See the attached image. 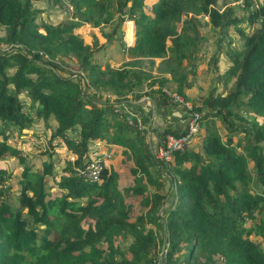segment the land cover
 <instances>
[{
	"label": "trees",
	"instance_id": "obj_1",
	"mask_svg": "<svg viewBox=\"0 0 264 264\" xmlns=\"http://www.w3.org/2000/svg\"><path fill=\"white\" fill-rule=\"evenodd\" d=\"M37 1L0 0V264H264V0H244L241 18L226 0L43 1L67 15L57 23L37 19ZM125 21L134 26L133 44L121 43L129 60L94 61L96 39L84 44L78 28L109 25L100 32L109 41ZM203 26L218 50L230 30L240 47L224 51L223 89L192 103L199 142L162 167L141 129L111 106L143 85L176 104L163 92L168 81L186 99ZM34 118L55 121L51 146L67 158L59 174L48 161L32 170L16 146ZM96 143L101 153L119 147L131 183L118 186L110 159L98 181L78 172ZM6 158L22 165L16 208L5 199Z\"/></svg>",
	"mask_w": 264,
	"mask_h": 264
},
{
	"label": "rangeland",
	"instance_id": "obj_2",
	"mask_svg": "<svg viewBox=\"0 0 264 264\" xmlns=\"http://www.w3.org/2000/svg\"><path fill=\"white\" fill-rule=\"evenodd\" d=\"M45 0H40L36 2V5L38 8L43 7V12L44 14H38L37 19L38 20H42V19H46V17L48 16L49 13L54 14V10L56 8H50L48 10H45V7L49 6V3L43 2ZM155 0H147V4L154 2ZM227 5L234 7V13L236 16L241 18V14L243 11V6L242 4H244V0H226ZM254 3V2H253ZM246 5V4H245ZM251 8V6L249 7ZM49 19V18H48ZM51 20L53 22H58V18H56L54 15L51 17ZM132 21H125L121 28L119 29V31L114 35V37L112 39H110L108 41V43H110L112 41V43H114L115 45H119V43H122L123 46L125 44H129L128 41V37L131 33V29L128 25V23H131ZM246 21H242L239 23L240 27H244L245 31L247 32V30L249 31V28L246 26ZM84 25L81 27V33L82 35H85V33L87 32L84 29ZM101 33L103 32H109L111 31V27L109 25L107 26H103L100 28L99 30ZM200 32L203 33L204 35V39L201 41L200 48H198V51L196 52L195 55V62H194V66L192 69L196 70V65H201L202 67L200 68H204V72H207L208 74H211L212 76H214V78L212 77V81L214 79H216V83L217 84H221V87H218V90L222 88L223 84H222V80L221 77L222 75H224L223 73H225V68L227 65H229L228 60L225 58V56H223L224 54L222 53V51L224 52L228 46L229 48H233V49H237L240 47V39L237 37V35L235 34V32L233 30H230L229 32V36L227 38H224L221 43H220V47H221V51L217 49V39L219 38L217 35H214L211 30L209 29L208 26H203L202 28H200ZM124 34L126 35L127 41L124 38ZM82 38V37H81ZM122 38V42L119 41ZM211 52L212 55H211ZM216 53L217 57L219 58L216 61H212V57L213 54ZM220 53H222L223 55H220ZM211 55V59L210 56ZM209 56V57H208ZM210 59V60H209ZM219 66L222 68V71H219ZM200 69H198L199 71ZM211 71V72H210ZM200 72V71H199ZM198 74V73H197ZM200 74V73H199ZM213 84H215V80L212 82ZM230 84L228 83L226 86H229ZM224 87V86H223ZM167 89V88H165ZM223 89V88H222ZM27 106V104H26ZM181 106V105H180ZM243 116L248 120L250 119V116H248L247 114H243ZM48 122L45 123L40 119L34 118L33 122L31 124V128H29L25 133H26V137H24L23 135L20 137L18 136L17 138V148L20 149L21 152V156L25 157V160L27 162V164L29 166L32 167V170H36L39 169L42 166V160H44L46 163L47 161L50 163H55V165L53 166V172L55 174H59L61 172L62 169V164L65 163L66 159H60L61 156H63V152L61 150V148H59L58 150L59 153H54L55 149L51 146L54 145L56 142L55 139L52 140L50 138V133L53 131L52 129V121L51 118L47 120ZM49 126V127H48ZM202 127H200V130L198 131L199 133L201 132ZM199 134L197 136H195V138H193L190 143L188 144L189 147H192L194 144H197L199 142ZM13 143H15V140H12ZM100 147V146H99ZM91 148H95L94 146H91ZM97 148V147H96ZM117 151L113 152L109 150V156H110V162L108 163V167H110L111 165L114 166V168H117L116 170L119 172L118 177H117V184L120 188L124 187L125 185H128L130 182V177L127 175L126 172V168L124 166L121 165V160L123 159L122 155L120 154L119 149H116ZM61 152V153H60ZM51 154V155H49ZM41 155V156H40ZM9 160L7 161L6 164V170L9 173V180L7 182L6 188H8V192L5 196V199L7 200V202L9 203L11 208H16L18 206V202H17V195H18V190H19V185H18V179H19V169L21 168L22 165H20L18 163V161L16 159L13 158H8ZM130 164V163H128ZM47 181L50 182L51 179L49 177H46ZM171 199L167 201V203L161 207V214L164 215L165 214V210L169 207L170 203H171ZM24 215V213L22 214ZM160 236V234H159ZM252 238V236H251ZM260 243L262 244V246H264V239H259Z\"/></svg>",
	"mask_w": 264,
	"mask_h": 264
},
{
	"label": "crops",
	"instance_id": "obj_3",
	"mask_svg": "<svg viewBox=\"0 0 264 264\" xmlns=\"http://www.w3.org/2000/svg\"><path fill=\"white\" fill-rule=\"evenodd\" d=\"M43 14L44 12L41 13V15ZM53 15L59 19L58 22L65 19L67 16L66 14L63 13L59 14L55 12L54 14L49 13L46 19L49 18V20L53 22L51 20V17ZM53 23H57V22H53ZM129 24L132 25V39L130 40L129 44H125L124 46H131L134 41V26L132 22ZM82 26L83 25H81L78 28V33L82 37V41L84 44L92 46V36H94L96 39V47H94V52L92 56L94 61L101 64L108 63L110 67L117 68L120 67L124 62L129 60V58L125 54V50L122 47L121 43H119V45H115L114 43H112V41L108 43L106 38L100 34L98 28L90 27L88 24L84 25V29L87 32L85 33V35H82L81 33ZM124 38L127 41L125 34H124ZM119 41L122 42V38ZM212 53L213 52H211V55ZM222 53L224 54L223 51ZM222 53H220L219 57L223 55ZM211 55H209L210 58L212 57ZM218 59L219 58L217 57V60ZM154 61L156 64L158 62V59H154ZM228 66L229 65L226 66L225 70L227 69ZM200 67L202 66L199 64L196 65V70H194V74L190 73V75L187 76L186 84L185 87L183 88V95L185 96V98L189 102L195 104H198L201 98L205 96L212 87L216 88L217 91H221L223 88L222 86L221 90L220 89L218 90V87L219 86L221 87V84H217L216 79H214L215 84L212 83L214 81V80L212 81V77L214 78L215 75L212 76L207 72L202 73L204 71V68H200ZM198 69H200L199 70L200 72L198 71ZM219 71H222V68L220 66H219ZM154 74L158 76H163L164 78L169 80V75L167 73L158 74L154 72ZM165 87L171 91L176 90L175 89L176 86L172 81H168L167 84L164 85V88ZM155 88L156 85L153 86L143 85L142 88L136 91V93L139 95L138 98H135L134 94L128 95L125 101H122L117 105L111 106L112 108L122 113L126 117L129 123L141 129V131L146 136V141L151 145L152 148L156 147L160 143L163 134L181 133L185 129L186 120H187L186 112L182 108V106L178 104L170 105V104L162 103L160 97L154 91ZM51 121L53 122L52 123V129H53L56 124L53 119H51ZM62 147L59 146V148H61V150L63 151ZM116 149H119V147L113 146L111 147L110 151L116 152L117 151ZM8 160L9 159L6 158L3 161L4 167H6ZM158 164L162 167L166 166V164L164 163H158ZM18 169L20 170V168Z\"/></svg>",
	"mask_w": 264,
	"mask_h": 264
},
{
	"label": "built area",
	"instance_id": "obj_4",
	"mask_svg": "<svg viewBox=\"0 0 264 264\" xmlns=\"http://www.w3.org/2000/svg\"><path fill=\"white\" fill-rule=\"evenodd\" d=\"M62 9L69 12L71 11L72 7L67 1H65L62 4ZM163 92L172 103L181 105L187 116L185 129L181 133L178 135L166 133L161 139L160 143L156 147L152 148L153 156L156 162L167 165L170 160L171 153L173 151L184 149L198 133L200 124L198 121L199 113L193 109L191 102L184 99L175 91L163 89ZM99 146V143H96L94 146L95 148H92L94 151L90 161L87 162L82 169L78 170V172L84 175L85 178L90 182L99 180L104 161L110 158L109 153L100 152Z\"/></svg>",
	"mask_w": 264,
	"mask_h": 264
}]
</instances>
